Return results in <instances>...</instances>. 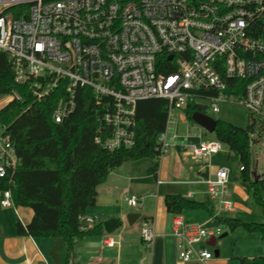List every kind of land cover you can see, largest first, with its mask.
Wrapping results in <instances>:
<instances>
[{
    "label": "built area",
    "instance_id": "2783aa9c",
    "mask_svg": "<svg viewBox=\"0 0 264 264\" xmlns=\"http://www.w3.org/2000/svg\"><path fill=\"white\" fill-rule=\"evenodd\" d=\"M2 54L12 63L16 83L33 81L38 101L64 90L53 115L58 124L75 112L78 90L91 89L103 109L96 143L110 151L135 146L137 104L148 99L167 101L169 119L191 104L219 113L220 104L238 102L251 126L264 130V0H0ZM166 132L159 137L162 154L169 147ZM5 133L0 126V178L20 162ZM224 147L217 140L202 142L192 155L203 162ZM230 173L219 168L214 178L201 181L219 213L228 216L236 212ZM125 202L140 206L136 196ZM1 205L14 206L10 191ZM80 220L83 231L99 224L91 217ZM222 233L219 226L181 215L172 220L183 263L213 259L208 242ZM156 235L145 219L143 243L150 247ZM104 245L120 242L108 234Z\"/></svg>",
    "mask_w": 264,
    "mask_h": 264
},
{
    "label": "trees",
    "instance_id": "16d2710c",
    "mask_svg": "<svg viewBox=\"0 0 264 264\" xmlns=\"http://www.w3.org/2000/svg\"><path fill=\"white\" fill-rule=\"evenodd\" d=\"M32 83H16L11 61L5 54L0 55V97L21 96V100H13L0 110V126L5 127L20 160L16 169L8 170L7 177L0 178V193L10 191L15 207L34 212L29 225L16 222L17 235L51 238L52 264H76L77 245L88 237L104 234L102 223L83 231L80 218L96 205L98 187L107 182L111 173L125 163L151 162L148 175L151 181L157 180L163 155L159 137L167 131L168 102L162 99L138 102L135 146L110 151L96 143L103 129L100 122L103 109L97 105L91 89L78 90L75 112L58 124L53 115L65 97L64 90L60 88L38 101L33 97ZM197 112L206 114V109L191 104L184 110L189 120ZM256 130L251 124L240 128L217 121L214 136L240 164L241 185L264 215V180L255 181L251 172V135ZM164 201L167 212L173 216L202 211L230 232L243 229L264 238V223H249L232 216L216 217L209 198L196 201L182 195H164ZM3 236L0 227V238ZM239 262L264 264V256L240 258Z\"/></svg>",
    "mask_w": 264,
    "mask_h": 264
},
{
    "label": "crops",
    "instance_id": "0c3cea01",
    "mask_svg": "<svg viewBox=\"0 0 264 264\" xmlns=\"http://www.w3.org/2000/svg\"><path fill=\"white\" fill-rule=\"evenodd\" d=\"M4 107L1 105L0 110ZM196 145L198 144L190 145L191 151L186 146H169L161 156L160 168L155 181H151L148 175L150 167L142 171L140 169L142 165L125 163L113 171L107 182L98 187L97 203L88 210L86 217L94 218L102 225L111 219L120 220L121 227L113 233L120 242V246L106 247L104 238L108 234L104 230L102 236L88 237L77 245L74 252L75 263L240 264V258L254 259L264 256V238L257 233H248L238 235V237L236 235L234 243H223L217 250L219 254L215 255L214 252L213 259L209 261L194 260L183 263L179 260L172 236L174 216L167 212L164 195H182L196 201L209 198L216 217H229L217 211V202L209 197L207 185L201 183L204 179L214 178L218 169H209V163L205 161L201 162L202 165L198 167L196 163L187 162V158L193 156V147ZM232 194L243 201L251 198L242 185L231 190L230 195L233 200ZM131 196L140 199L139 207H130L125 202V199ZM2 199L3 193H0V227L4 233V236L0 238V264H52L49 250L53 246V239H36L31 236L17 235L16 222L19 220L24 226L29 225L34 217L33 210L25 207H3ZM239 213L248 216L252 211L237 203L236 212L232 217ZM130 214L136 216L131 217L129 222L127 217ZM183 217L189 222L203 223L208 227L218 226L212 217L202 211L188 212ZM145 219L152 221L157 234L150 247L146 246L141 238L142 223ZM258 219L261 223L264 222V219L260 217ZM207 248L211 252L210 246Z\"/></svg>",
    "mask_w": 264,
    "mask_h": 264
},
{
    "label": "rangeland",
    "instance_id": "374dc122",
    "mask_svg": "<svg viewBox=\"0 0 264 264\" xmlns=\"http://www.w3.org/2000/svg\"><path fill=\"white\" fill-rule=\"evenodd\" d=\"M2 98V99H1ZM0 101V107L1 105L6 106L8 102L4 99V97H1ZM208 105V104H207ZM206 114L213 117L216 121H222L230 123L236 127L240 128H246L250 124V117L249 113L246 110V108L238 103H222L220 104V112L219 113H213L210 109L206 111ZM167 139L165 144L167 146H186L188 147V150L191 151L190 148L191 144H199L202 141L212 140L215 138L214 134L208 133L205 129L197 125L193 120H189L186 118L184 112H173L170 115L168 128H167ZM252 140V146H251V153H252V164H251V172L256 173L258 176L261 177L262 180H264V130L261 128H257L256 132H254L251 135ZM188 163H196V167L199 165H202L201 161L197 160L195 157H188L187 158ZM151 162H145L141 164L142 168H140L142 171H145L146 168L148 169L150 167ZM205 163H209L208 167L209 169H219V168H228L230 170V183H229V191L233 190V188L240 186V171L241 166L240 164L233 158L229 156V150L225 146L224 151L220 153L219 155L215 156L211 160H205ZM194 165V166H195ZM233 200L235 201V204H241L244 208L251 210V215H241L239 213L238 215H235L236 218L242 219L245 222H256L261 223L259 217L261 219H264L263 214L261 210L255 205L251 195L250 200L243 201L242 199H239V197H236L235 194H232ZM217 204V203H216ZM217 207V206H216ZM218 211V207H217ZM219 212V211H218ZM246 214V213H244ZM226 215V214H223ZM205 220V217L203 218V221ZM264 223V222H263ZM222 228V235L228 234L225 238H218L217 239V246L216 247H210L212 253L217 251L223 243H234L236 239V235L241 234H248L249 232L239 229L235 232H230L229 230ZM250 234V233H249ZM252 234V233H251ZM262 236L261 234H259ZM263 237V236H262Z\"/></svg>",
    "mask_w": 264,
    "mask_h": 264
},
{
    "label": "water",
    "instance_id": "95a60500",
    "mask_svg": "<svg viewBox=\"0 0 264 264\" xmlns=\"http://www.w3.org/2000/svg\"><path fill=\"white\" fill-rule=\"evenodd\" d=\"M192 120L197 125H199L203 129H205L208 133H210V134L215 133V130L217 127V121L213 117H211L207 114H204V113L197 112L193 115ZM252 176H253L255 181H259L261 179V177L258 176L256 173H253ZM134 216H136V215L130 214L127 217V220L130 222L131 217H134ZM103 227H104V230L107 234H113L121 227V221L118 219H111V220L105 221L103 223ZM226 236H227V234H224L220 238H225ZM216 244H217V239H212L208 243V245L210 247H215ZM218 254H219L218 251H215V255H218Z\"/></svg>",
    "mask_w": 264,
    "mask_h": 264
}]
</instances>
